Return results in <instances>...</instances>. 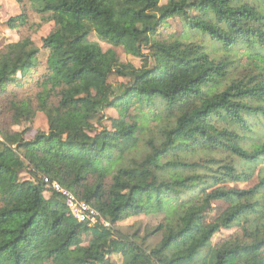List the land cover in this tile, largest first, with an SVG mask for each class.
Masks as SVG:
<instances>
[{
    "label": "trees",
    "instance_id": "trees-1",
    "mask_svg": "<svg viewBox=\"0 0 264 264\" xmlns=\"http://www.w3.org/2000/svg\"><path fill=\"white\" fill-rule=\"evenodd\" d=\"M15 1L23 8L9 18L11 28L28 24V4L41 16L38 27L53 22L54 28L41 48L25 37L0 54L5 93L23 87L27 81L18 75L38 67L42 49L48 53L36 101L10 105L15 125L43 112L48 130L31 140L29 126L0 131V264H116L113 255L122 256L121 264H264V141L246 144L250 118L264 126V0ZM177 16L217 48L158 38ZM92 34L123 46L142 66L122 62ZM243 47L258 69L232 78L231 51ZM151 105L157 110L140 121L131 113ZM109 108L119 112L110 127L104 125ZM151 121L158 132L135 157ZM257 171L251 188L226 186L248 182ZM44 176L111 226L75 219ZM214 201L228 207L207 222ZM153 213L163 215L146 236L161 233L156 246L116 228Z\"/></svg>",
    "mask_w": 264,
    "mask_h": 264
},
{
    "label": "rangeland",
    "instance_id": "rangeland-1",
    "mask_svg": "<svg viewBox=\"0 0 264 264\" xmlns=\"http://www.w3.org/2000/svg\"><path fill=\"white\" fill-rule=\"evenodd\" d=\"M167 0H162V4H166ZM264 4V3H262ZM28 14L29 21L25 27L21 28H11L8 24L9 18L19 15L22 11V5L17 3L15 0H0V54L4 50V48L13 42H17L25 37H31L34 42L41 48L43 45V38L46 37L50 31L54 28V23H46L42 26L40 25L41 16H39L32 8L31 5L28 4ZM157 37L163 40H183V41H195L203 43L209 51H213L217 48V44L215 41L210 39L206 35H201L197 33H191L187 30L183 19L180 16L171 18L167 24L161 26L157 32ZM93 41H99L103 49L106 51L110 48H114L119 58L124 63H131L137 67L142 66V59L132 56L128 54L123 46H113L106 42H103L98 39L95 34H92L90 37ZM147 52V50L145 51ZM249 51L247 48H239L236 51H231V56L236 60L234 63V67L231 73V77H241L242 75L250 74L252 70H256L255 63L252 64L248 57ZM47 51L43 50L39 54L40 63L37 68H35L31 73L22 77V75H18V80L27 81V83L21 87L17 85H12L8 88L7 92L0 93V131L1 132H18L22 131L25 127L29 126L30 129L26 133L25 137L28 140L33 139L39 131H47L48 130V121L43 112H38L31 123L24 122L22 125L18 126L13 123V111L11 110V101L14 99H33L36 101V94L40 90V86L38 81L42 79L44 73L47 71ZM221 55V53L219 54ZM258 64V62H257ZM260 67L264 68V63L259 64ZM258 69V68H257ZM157 110L154 105L147 106L143 110L145 113L135 111L134 107L131 108V113L135 114L136 117L140 121V118L148 114L150 116L151 110ZM105 120L104 125L110 127L111 120L109 118L119 117V112L116 108H109L105 111ZM253 127L251 131L247 133L246 144L251 145L254 142H263L264 141V126L256 121L253 118H250ZM258 122V123H257ZM158 122L151 121L149 122V128L144 130V134L140 135L139 151H137L134 155L140 156L144 152V148L146 145V141L152 136L156 135L158 132ZM98 131L102 129L101 125L97 126ZM138 154V155H137ZM264 165V163H263ZM258 170V169H257ZM257 173L254 177L244 183H229L226 186L233 187L236 186L238 188H251L258 182ZM23 177L27 178L28 175L24 174ZM46 196H50V192L46 193ZM212 210L207 214V222L214 221L227 207L228 204L224 201H214L212 205ZM163 220L162 214H141L139 216H134L128 218L125 221H122L117 224V227L121 233L130 237L136 236V238L141 242L145 239V242L149 246H156L162 239L161 233H156L151 235L150 237H146L148 232H151L155 229ZM238 228H233L231 230L222 229L219 233L215 235L213 238V243H216L224 238H227L229 235L235 233ZM113 262L116 264H121L123 258L121 255H113Z\"/></svg>",
    "mask_w": 264,
    "mask_h": 264
},
{
    "label": "built area",
    "instance_id": "built-area-1",
    "mask_svg": "<svg viewBox=\"0 0 264 264\" xmlns=\"http://www.w3.org/2000/svg\"><path fill=\"white\" fill-rule=\"evenodd\" d=\"M45 184L50 190L60 194L65 201L69 213L80 222H90L91 224L100 221L104 226L110 227L109 221L101 217L99 211L85 200H81L77 195L64 187L59 181L52 180L47 176L43 177Z\"/></svg>",
    "mask_w": 264,
    "mask_h": 264
}]
</instances>
